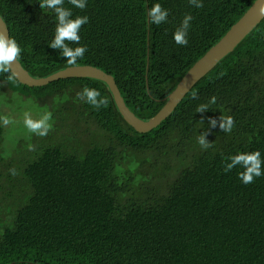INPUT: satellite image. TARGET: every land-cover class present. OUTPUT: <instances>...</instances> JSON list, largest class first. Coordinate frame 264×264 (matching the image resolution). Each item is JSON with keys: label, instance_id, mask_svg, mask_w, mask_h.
Wrapping results in <instances>:
<instances>
[{"label": "trees", "instance_id": "trees-1", "mask_svg": "<svg viewBox=\"0 0 264 264\" xmlns=\"http://www.w3.org/2000/svg\"><path fill=\"white\" fill-rule=\"evenodd\" d=\"M255 1L88 0L81 10L64 0L72 19L89 18L70 45L87 48L74 65L48 46L58 21L40 0H0V14L31 76L99 68L148 121ZM156 3L169 11L159 26L148 18ZM186 15L189 42L180 46L173 34ZM9 75L0 74V264H264V175L246 185L244 169L225 172L238 153L264 159V20L146 134L125 122L101 81L31 88ZM84 87L107 106L79 99ZM29 104L40 119L51 114L50 130L8 144L5 110ZM200 104L210 111L196 113ZM221 116L232 117L231 132ZM205 133L207 150L197 142Z\"/></svg>", "mask_w": 264, "mask_h": 264}, {"label": "clouds", "instance_id": "clouds-1", "mask_svg": "<svg viewBox=\"0 0 264 264\" xmlns=\"http://www.w3.org/2000/svg\"><path fill=\"white\" fill-rule=\"evenodd\" d=\"M88 0H70V3L78 9H85ZM189 3L196 8H202L203 0H189ZM40 7L42 10L51 9L55 12L57 18V26L53 40L48 45L52 49L61 50L60 55L67 58L69 65H74L78 60L83 59L87 48L86 46L71 47V44H80L81 36L79 35L83 25L89 22L87 16H77L72 19V11L63 7L64 0H40ZM260 15L264 16V7L260 9ZM169 17V11L156 3L148 10V18L152 24L157 26L162 23H167ZM193 17L186 15L181 22V26L174 32L173 39L176 44L180 46L188 45V30L191 27V21ZM22 48L18 45L17 41L13 38H8L3 32H0V74L9 73L8 79H13L12 74V62L20 59ZM78 97L81 100L86 101L89 105L99 110L101 107L107 106L106 99L101 97V93L93 88L84 87L81 93H78ZM195 99V95L193 96ZM211 104L216 103V98L212 97ZM196 113H204L209 110L208 104H200L196 108ZM51 114L47 113L42 116L39 120H33L28 113H25L24 125L27 130L38 136H46L51 128L49 123ZM220 128L223 132H231L233 128V119L228 116H221ZM4 125H8L11 121L4 117L2 118ZM217 121L210 120V124L215 127ZM205 134H199L197 142L202 149L207 150L211 147L205 139ZM230 162L227 163L225 172L231 171L233 168L239 167L244 171L239 173V179L244 184H251L255 178L264 175V159L261 157L259 151L250 153H238L229 158ZM13 175L15 170H11Z\"/></svg>", "mask_w": 264, "mask_h": 264}, {"label": "water", "instance_id": "water-1", "mask_svg": "<svg viewBox=\"0 0 264 264\" xmlns=\"http://www.w3.org/2000/svg\"><path fill=\"white\" fill-rule=\"evenodd\" d=\"M262 7H264V0H256L252 7L227 32V34L188 71L174 91L167 97L165 106L162 110L148 121L142 120L129 109L114 77L108 75L99 68L92 66H74L44 78H34L25 70L18 60V62H12V74L20 84L31 88H41L60 80L74 78H87L101 81L109 88L118 112L125 122L138 133L146 134L167 120L190 91L252 34L264 20V16L260 15V9ZM0 32H3L6 37L10 38L9 29L1 14Z\"/></svg>", "mask_w": 264, "mask_h": 264}, {"label": "rangeland", "instance_id": "rangeland-1", "mask_svg": "<svg viewBox=\"0 0 264 264\" xmlns=\"http://www.w3.org/2000/svg\"><path fill=\"white\" fill-rule=\"evenodd\" d=\"M2 109L3 107H0V113H2ZM9 109L12 110V108L10 107L5 110V114H8L10 116L11 121L10 125L7 126L8 128L6 133V142L8 144H11L17 142L19 138L26 137L30 133L24 125L25 113H28L33 120H39L40 118L32 114L34 112L30 111L33 110L31 109L30 104L28 105V107L18 110V115L13 114ZM13 126L15 127V129H13Z\"/></svg>", "mask_w": 264, "mask_h": 264}]
</instances>
